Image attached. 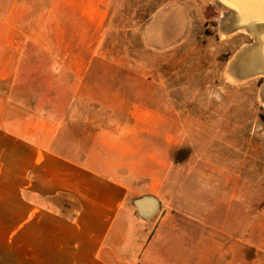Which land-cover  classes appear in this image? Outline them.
Wrapping results in <instances>:
<instances>
[{
  "label": "crops",
  "instance_id": "crops-1",
  "mask_svg": "<svg viewBox=\"0 0 264 264\" xmlns=\"http://www.w3.org/2000/svg\"><path fill=\"white\" fill-rule=\"evenodd\" d=\"M110 13L0 0V264H264L261 204L183 161L176 106L102 55Z\"/></svg>",
  "mask_w": 264,
  "mask_h": 264
},
{
  "label": "rangeland",
  "instance_id": "rangeland-1",
  "mask_svg": "<svg viewBox=\"0 0 264 264\" xmlns=\"http://www.w3.org/2000/svg\"><path fill=\"white\" fill-rule=\"evenodd\" d=\"M218 2L109 0L111 48L102 55L128 58L134 73L150 75L151 106H176L184 162L201 167L208 156L230 168L247 203L264 209V73L241 78L230 64L257 39L247 24H230L234 9Z\"/></svg>",
  "mask_w": 264,
  "mask_h": 264
},
{
  "label": "bare ground",
  "instance_id": "bare-ground-1",
  "mask_svg": "<svg viewBox=\"0 0 264 264\" xmlns=\"http://www.w3.org/2000/svg\"><path fill=\"white\" fill-rule=\"evenodd\" d=\"M217 1L234 9L237 16L230 20V24L232 22V24L241 22L239 23L241 26L247 24L246 28L253 32L257 39L256 45L252 48L245 46L241 51L239 50L240 52L230 63L232 69L237 71L241 78H246L255 72L264 73V0ZM228 30H231V27ZM231 78L235 79L233 76Z\"/></svg>",
  "mask_w": 264,
  "mask_h": 264
},
{
  "label": "clouds",
  "instance_id": "clouds-1",
  "mask_svg": "<svg viewBox=\"0 0 264 264\" xmlns=\"http://www.w3.org/2000/svg\"><path fill=\"white\" fill-rule=\"evenodd\" d=\"M228 82H231L230 80L228 81ZM219 97L217 96V99H218Z\"/></svg>",
  "mask_w": 264,
  "mask_h": 264
}]
</instances>
